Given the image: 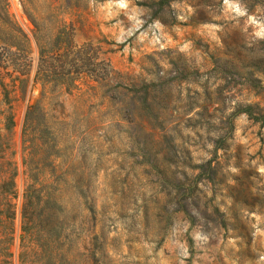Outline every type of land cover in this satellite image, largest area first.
Listing matches in <instances>:
<instances>
[{
	"label": "rangeland",
	"instance_id": "1",
	"mask_svg": "<svg viewBox=\"0 0 264 264\" xmlns=\"http://www.w3.org/2000/svg\"><path fill=\"white\" fill-rule=\"evenodd\" d=\"M1 24L19 51L0 43V264L32 261L37 102L77 182L74 264H264V0H0Z\"/></svg>",
	"mask_w": 264,
	"mask_h": 264
},
{
	"label": "trees",
	"instance_id": "2",
	"mask_svg": "<svg viewBox=\"0 0 264 264\" xmlns=\"http://www.w3.org/2000/svg\"><path fill=\"white\" fill-rule=\"evenodd\" d=\"M1 26L2 24L0 25V43L7 48H15L19 51V41L10 42L16 41L18 38L12 36L13 40H10L9 30L5 28L4 30ZM36 77L37 74L34 81ZM12 80L14 82L18 80L20 84L23 83L19 76H15ZM7 105L8 115L5 116L4 129L10 136L14 122L10 102H7ZM39 106L40 102H37L35 105L27 107L22 130L23 148L28 150V158L24 160V165L27 168L29 184L22 197L21 242L25 244V248L28 245L33 247L28 252L29 256L32 257L31 264H74V255L71 251V228L73 224H71L68 216L69 213L64 210L60 202L63 200L62 197L66 188L77 182L70 173L67 161L62 159V153L66 150L56 151L58 143L54 135L51 133L50 128L42 124V120L38 116ZM123 108L122 103L118 107V112L120 113ZM145 110L147 114L152 115L149 105H146ZM121 121H124V119ZM86 154V152L83 153V159H86ZM139 155L144 158L146 156V154L141 153ZM57 161L58 163L55 164ZM45 174H48V177H43ZM15 176L16 171L12 170L6 183L9 186L8 193L13 198L16 197L14 191ZM75 186V189H80L82 193V188L78 187L77 184ZM79 198L84 201L86 195L84 194ZM13 216L14 214L11 212L7 217L12 220ZM142 217L143 219L146 218L145 211ZM83 225L84 222L81 221L79 228Z\"/></svg>",
	"mask_w": 264,
	"mask_h": 264
}]
</instances>
